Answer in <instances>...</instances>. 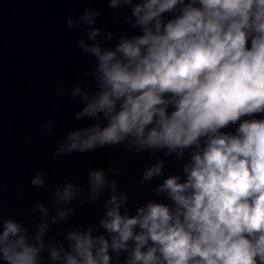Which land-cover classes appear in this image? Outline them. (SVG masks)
I'll use <instances>...</instances> for the list:
<instances>
[{
    "label": "clouds",
    "instance_id": "clouds-1",
    "mask_svg": "<svg viewBox=\"0 0 264 264\" xmlns=\"http://www.w3.org/2000/svg\"><path fill=\"white\" fill-rule=\"evenodd\" d=\"M114 24L97 27L104 9L84 7L65 24L82 33L73 48L92 58L60 98L82 105L85 126L68 130L54 159L121 146L157 156L139 185L154 198L129 206L122 169L87 172L35 202L23 222L0 214L2 264H264V0H107ZM50 116L42 125L52 134ZM233 129V130H228ZM31 143L33 137H25ZM162 154V156H160ZM175 159L177 174H165ZM47 186L44 171L30 180ZM98 222L61 229L77 207L98 205ZM45 256L47 260L45 261Z\"/></svg>",
    "mask_w": 264,
    "mask_h": 264
},
{
    "label": "water",
    "instance_id": "water-1",
    "mask_svg": "<svg viewBox=\"0 0 264 264\" xmlns=\"http://www.w3.org/2000/svg\"><path fill=\"white\" fill-rule=\"evenodd\" d=\"M88 5L104 9L97 27L126 31L123 17L119 25L114 24L115 12L108 8L107 0H0V214L5 218L23 222L30 216L33 203L51 206L56 185L71 180L86 187L87 172L93 168L108 170L112 161H118L122 169L121 190L129 193L131 214L136 206L154 198L151 188L159 178L145 186L138 181L144 167L154 163L157 156L131 155L121 146L56 159L51 155L68 130L90 123L74 118L82 105L56 95L58 87L67 91L78 81L91 83L84 73L92 58L73 48L82 33L70 31L65 24L68 16L82 14ZM50 116L58 124L52 134L42 128ZM28 135L33 137L31 143L25 140ZM37 171L46 173L44 189L30 184ZM178 171L175 159L166 161V175ZM102 203L103 199L95 206L74 204L76 214L68 224L53 226L49 236L62 238L57 236L61 229L98 222Z\"/></svg>",
    "mask_w": 264,
    "mask_h": 264
}]
</instances>
